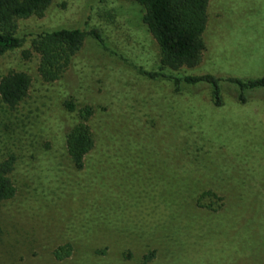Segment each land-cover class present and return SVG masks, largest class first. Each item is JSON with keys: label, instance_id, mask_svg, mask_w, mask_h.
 I'll list each match as a JSON object with an SVG mask.
<instances>
[{"label": "rangeland", "instance_id": "374dc122", "mask_svg": "<svg viewBox=\"0 0 264 264\" xmlns=\"http://www.w3.org/2000/svg\"><path fill=\"white\" fill-rule=\"evenodd\" d=\"M143 13L134 0H52L18 21L25 40L0 55V79L22 72L30 87L14 109L0 100L15 188L0 202V264H264V91L241 104L226 81L264 77V0H209L200 63L166 70L224 79L221 106L207 84L145 74L161 63ZM61 28H98L109 50L86 35L46 82L31 41ZM78 124L94 140L81 168L65 145Z\"/></svg>", "mask_w": 264, "mask_h": 264}, {"label": "trees", "instance_id": "16d2710c", "mask_svg": "<svg viewBox=\"0 0 264 264\" xmlns=\"http://www.w3.org/2000/svg\"><path fill=\"white\" fill-rule=\"evenodd\" d=\"M52 0H0V55L21 47L24 37L17 35L19 20L42 16ZM144 10L142 23L152 35L160 50L161 68L145 72L151 79H167L179 88L181 85L195 86L200 83L211 88L212 101L221 106L220 83L224 80L212 75L200 77H178L166 73L167 69L197 66L205 50L203 34L207 25L209 0H134ZM92 36L99 45L109 50L103 33L98 28L85 32L80 29H54L42 31L32 39L33 49L39 54L38 72L46 82L56 81L69 67L72 57L81 48L85 36ZM227 82L238 88L237 100L247 102L246 94L256 90L264 91V77L255 79L229 78ZM30 78L22 72H11L0 79V100L14 109L27 95ZM179 90V89H178ZM86 115L90 114L85 110ZM67 153L77 168H81L85 155L93 148L94 140L90 130L83 124L73 127L66 135ZM12 159L0 163V202L11 199L15 188L8 173ZM64 252L63 255L60 253ZM69 247L56 252L57 259L69 254Z\"/></svg>", "mask_w": 264, "mask_h": 264}]
</instances>
